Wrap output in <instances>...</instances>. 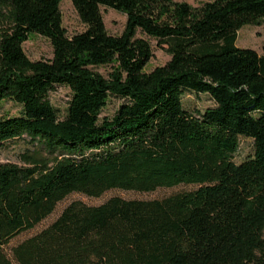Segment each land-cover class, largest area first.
Segmentation results:
<instances>
[{"label": "trees", "instance_id": "1", "mask_svg": "<svg viewBox=\"0 0 264 264\" xmlns=\"http://www.w3.org/2000/svg\"><path fill=\"white\" fill-rule=\"evenodd\" d=\"M63 0H0V146L25 136L22 166L0 165V264H264V55L238 48L244 26L263 27L264 0H70L84 31L63 27ZM126 17L110 35L100 9ZM49 40L50 60L23 44ZM170 60L145 72L149 40ZM108 67L106 75L96 69ZM68 88L59 119L48 94ZM185 93L213 107L183 108ZM121 103L101 118L109 98ZM253 153L236 164L240 139ZM194 185L163 199L112 197L67 205L6 253L72 193L153 192Z\"/></svg>", "mask_w": 264, "mask_h": 264}, {"label": "rangeland", "instance_id": "2", "mask_svg": "<svg viewBox=\"0 0 264 264\" xmlns=\"http://www.w3.org/2000/svg\"><path fill=\"white\" fill-rule=\"evenodd\" d=\"M184 1L193 7L210 1V0H178ZM60 10L62 13L63 27L66 30L67 36L71 37L75 34L84 31V26L80 22L77 13L75 12L70 0H63L60 3ZM105 29L110 35L118 36L122 33L126 17L114 10L101 8L100 9ZM153 56L149 63L144 68L145 72H150L156 67L165 65L170 56L167 54L164 48L157 45L156 41L149 40ZM236 46L238 48L251 49L258 55H264V38L263 27L261 26H244L238 32L236 39ZM23 51L27 58L31 61L38 60H50L52 58V46L49 40L38 36L31 35L30 38L23 44ZM102 75H106L108 67H102L96 69ZM71 98V94L68 88L56 87L48 94V99L51 105L56 110L59 119H63L66 115L68 104ZM121 100L117 98H109L106 106L101 112L100 117L111 118L117 111ZM182 105L185 110L191 113L197 111H204L207 108L213 107V101L207 95L185 93L182 98ZM21 107L13 101L6 100L0 103V119L18 117L20 116ZM34 146L28 139L23 136L20 139L8 141L0 146V165L13 164L22 166L20 156L27 152L32 151ZM253 153L252 141L250 139H240L239 151L236 154L234 161L236 164L243 162ZM197 188L194 185H178L172 188H159L149 193H139L133 191L122 190H109L98 198L87 197L80 193H72L59 202L54 212L38 224L34 229L24 232L17 237L13 238L5 247L6 253L9 255V251L12 247L22 242L23 240L35 235L42 229L51 224L60 214V212L72 202H80L87 206H99L112 197H119L124 200H155L163 199L172 195L180 194L183 192L193 191Z\"/></svg>", "mask_w": 264, "mask_h": 264}]
</instances>
